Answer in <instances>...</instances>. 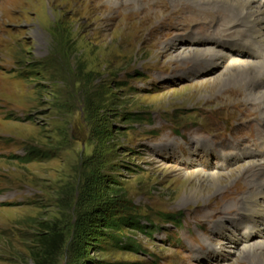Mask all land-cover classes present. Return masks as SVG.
I'll return each instance as SVG.
<instances>
[{
    "label": "rangeland",
    "instance_id": "374dc122",
    "mask_svg": "<svg viewBox=\"0 0 264 264\" xmlns=\"http://www.w3.org/2000/svg\"><path fill=\"white\" fill-rule=\"evenodd\" d=\"M7 1L0 264H263L264 213L260 233L247 240L242 229L264 191V54L249 63V79L205 97L203 85L229 61L193 76L192 58L172 57L205 32L189 4ZM175 10L182 17L158 27L169 36L149 33ZM214 13L203 30L226 37ZM189 16L196 23H183ZM195 171L231 178L215 192L191 178ZM187 189L194 199H185ZM42 236L53 237L50 248ZM242 247L233 261L230 251Z\"/></svg>",
    "mask_w": 264,
    "mask_h": 264
},
{
    "label": "bare ground",
    "instance_id": "6f19581e",
    "mask_svg": "<svg viewBox=\"0 0 264 264\" xmlns=\"http://www.w3.org/2000/svg\"><path fill=\"white\" fill-rule=\"evenodd\" d=\"M9 1L10 0H8L7 2H9ZM5 2H3V3H5ZM91 2H94V1H91ZM171 2L172 3L181 2L180 3L181 6L183 4H189V6H193L196 10L191 9V8H187V10H191L190 11V12H192L191 14H197V15H200V13L202 14V15H200V18H202V20H204V22H206L205 24L204 23L202 24L203 28L205 27L206 24L208 25L207 20L212 19L214 17L211 15L214 12H218L217 14H219L217 17V20L223 21L225 23V25H224L225 28H224L222 34L227 35L229 37L224 36V37L218 38V32L216 30H212L211 27L209 29H204V30H203V28L202 29L200 28L199 31H203V32L205 31L206 32V33L205 32L203 33L204 37L201 36L202 34L197 36V37L192 35L190 38L187 39L189 46L188 45L187 46H184V45L180 46L177 49V52L174 55H172V57L175 59H177V58L182 59L185 57L192 58L193 64L191 66H193L194 69H191L190 73H192L193 76L198 74V72L200 74L204 73L206 71L210 72V71H212V69L216 68L219 63H222V62L224 63V61H226L228 63V61H229L228 68H224V73L217 74L215 77L208 80V81H210L209 83H206L203 85L204 88L205 87L209 88V89L204 90L205 95H206L205 97H207L208 93L212 90H221L222 87H226L227 85H235L238 83L239 80H240L239 82H241L243 79L245 80L246 77L249 79V77H250L249 63H255V65H256V62L259 61L258 58H261L264 54V0H207V1H204V0H171ZM5 4H7V3H5ZM92 4H94V3H92ZM1 6H4V5L0 4V7ZM157 6H158V3H156V2H154L152 4V8H156ZM4 9H5V7H4ZM181 9H186V8L184 7ZM177 10L180 11V9H177ZM177 10L173 11L174 13H173L172 19H169L168 21H164V19H163L159 24L152 26L151 30H149V33H153L154 36H155V34H156V36L158 34L159 35L158 37H161V38L162 37L165 38L166 36H169L170 35L169 32L163 33V31L162 32L159 31L158 27L162 26V29H164L163 27L167 25V22L171 23L173 21L179 20V18H181L182 16L177 15ZM120 15H121V13H120ZM138 15H142V13L139 11ZM123 16H125V15H123ZM132 19H134V18L132 17ZM183 19H187L185 22H183V23H187V24L188 23H190V24L196 23V21H197V19H195V17H193V16H189V18L184 17ZM194 31H195V29H194ZM153 34H151V35H153ZM209 34H210V36H207ZM162 39H161V41H162ZM215 39H217V40L215 41ZM213 40H214V43L212 42ZM158 43H160V42H158ZM215 44H220L223 46V49L224 48L227 49V54L226 53L224 54L223 53L224 51L221 52V51L214 49ZM163 45H165V46L168 45L170 47L173 45V43L170 42L168 44L165 42ZM191 46H203L205 48V50L203 51V53L195 54L197 52H195V49H191ZM255 46H257L258 49L260 50L259 53L256 50ZM189 54H191L192 56H189ZM247 56H249V58ZM255 59H257V60H255ZM261 61L264 62V59ZM205 64H206V66H205ZM208 65L210 67H208ZM260 85L264 87V70L260 76L259 87H260ZM262 94H264V91ZM248 97L250 98V96H248ZM255 98H257V97H255ZM238 107H240V106L238 105ZM262 116L264 118V114H262L261 117ZM220 164L222 165L223 162ZM240 170L241 169H239V171H237V173L240 172ZM212 172H214V171H212ZM189 178H190L189 176L186 178L185 183L187 180H189ZM191 178H194L197 183H200V182L206 183L210 187V189H209L210 191L213 190L216 192V190L219 189V187L223 184V182L230 180L231 177L229 174L221 176L218 173L202 174V172L195 171L193 177L191 176ZM193 183L194 182H192V184ZM197 183H195V184H197ZM187 190L189 191V194L184 195L185 199H191V196L193 194V191H192L193 189H187ZM262 190L260 191V198L254 197V199H253V203L255 205V212H253L249 216L250 220H249V225L247 226L249 231L247 229H245L244 227L242 229L245 232V234L242 237L243 238L246 237L247 240H250V237L252 235L251 234L252 231L254 233H260L261 232V230L258 229V226L261 224V223L259 224V221H258L260 216L257 214L264 213V202L259 203V199H262L264 201V191H262ZM195 191H197V190L195 189ZM234 192H236L235 189H234ZM203 194H205V192ZM248 196L253 197L251 195H248ZM249 197H247L248 201H250ZM192 198H193V196H192ZM250 205H252V204H250ZM261 235H262V237H264V235L262 233H261ZM260 243H263V242L260 241ZM259 245H261V244H259ZM245 249L246 248L242 247L239 251H230L231 254L233 255V257H232L233 261L240 258V256L242 255V253ZM249 249H250V247H249ZM258 256H259V253H258ZM244 258L246 259V257H244ZM244 258H242V259H244ZM249 260H250V258H249ZM256 260H258V259H256ZM246 261H248V259H246ZM259 261L264 264L263 258H260Z\"/></svg>",
    "mask_w": 264,
    "mask_h": 264
},
{
    "label": "trees",
    "instance_id": "16d2710c",
    "mask_svg": "<svg viewBox=\"0 0 264 264\" xmlns=\"http://www.w3.org/2000/svg\"><path fill=\"white\" fill-rule=\"evenodd\" d=\"M39 241H40V243H44V244H42L43 246H46V247L50 248L52 246V243L51 242L53 241V237L46 238V237H43L42 236ZM39 255H41V257H42V252ZM35 261H36V264H40V262L38 261V259H36Z\"/></svg>",
    "mask_w": 264,
    "mask_h": 264
}]
</instances>
